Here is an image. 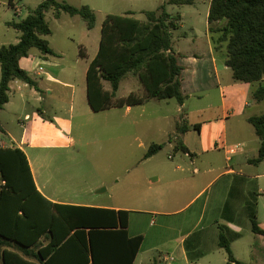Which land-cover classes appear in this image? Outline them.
<instances>
[{
    "label": "trees",
    "instance_id": "trees-1",
    "mask_svg": "<svg viewBox=\"0 0 264 264\" xmlns=\"http://www.w3.org/2000/svg\"><path fill=\"white\" fill-rule=\"evenodd\" d=\"M25 19L10 25L20 32V41L0 47V111L10 101V85L20 80L37 90L38 85L22 69L20 60L33 49L53 55L48 40L51 29L46 14L80 16L89 30L96 15L89 6L75 7L58 0H40ZM197 0H167V5H194ZM164 3V4H165ZM162 5L160 14L146 12L145 23L133 15H109L102 27L100 48L87 71V100L98 113L112 108L141 106L150 101L176 99L182 92L183 67L173 51V31L182 24L180 14L172 15ZM209 33L215 46H226V65L233 80L258 85L251 97L264 101V0H211ZM80 54L86 53L81 49ZM138 77L145 97L135 93L117 99L121 82L128 75ZM109 83L111 89L105 88ZM249 123L261 141L255 164L264 161V114ZM188 129L186 125L179 132ZM197 128V127H196ZM0 130L1 127H0ZM177 150L188 153L178 142ZM163 148L154 144L145 159ZM129 211L100 207L57 204L37 189L28 157L19 147L0 146V260L2 264H134L143 236L128 233ZM252 231L264 236L255 219ZM231 241L221 227L219 246L227 253L226 264H246L235 258Z\"/></svg>",
    "mask_w": 264,
    "mask_h": 264
},
{
    "label": "crops",
    "instance_id": "crops-1",
    "mask_svg": "<svg viewBox=\"0 0 264 264\" xmlns=\"http://www.w3.org/2000/svg\"><path fill=\"white\" fill-rule=\"evenodd\" d=\"M21 1L3 0L2 5L7 6L17 16H22L23 8L19 4ZM209 1L211 3V0ZM32 2L34 10L41 3L40 0H32ZM8 19L10 17L3 23L7 28L17 31L15 40L17 44L20 41V32L10 24L20 21ZM208 38L206 49L201 46L177 49L173 42V51L183 67L182 92L185 102L183 105L180 104V108L184 111L188 100L196 96L203 97L218 87L222 98L220 112L216 117L201 123L192 125L187 123L188 129L183 128V132L177 129L174 131L173 135H178L188 148L189 152L183 153L189 159L180 157V164L173 167L163 164L159 166L154 176L148 177L155 179L147 189L154 194L152 196L154 204L149 203V209L104 204L97 202L99 199H90L86 196L75 195V200L66 197L63 192L51 190L46 181L42 179L38 181L40 170L38 167H33L32 161L27 156L36 187L49 201L57 204L129 211V235L131 237L141 235L144 238L134 264H226L227 253L219 246L221 227L231 241V249L237 260L246 264H264V236L252 231L254 215L260 228L264 229L260 203L264 198V161L258 164L253 162L258 157L261 141L248 121L252 116L264 114V109L260 107L264 101L256 102L251 97L252 90L258 85L252 87L251 84L233 80L232 71L225 63L226 46L217 48L210 33ZM196 41L197 37L193 41L194 45ZM52 50L53 55L41 57L30 53L29 57L20 60L21 68L29 73L39 89L15 80L10 85L9 95L15 88L23 91L24 87H29L34 96H39L36 97L39 101H44L43 94L47 91L53 94V87L74 89V86L63 78L67 68L58 63L54 57H50L56 55V51ZM261 84L264 86V79ZM12 105L13 100L10 97L9 103L0 113ZM213 108V104H210L198 112L202 113ZM182 115L185 120L190 114L182 112ZM54 119L55 124L62 125L70 133L71 130L67 128L68 123L65 119L56 114ZM52 121L43 110L38 109V114L32 116L30 124H24L22 142L18 143L8 130V124L3 123L0 118L2 129L0 141L5 142V137H8L13 143L10 146L19 147L26 153L25 144L36 146L34 143L44 138L45 134L58 136L62 133L61 128H57ZM237 143H243L245 148L228 161L223 145ZM158 155L159 152L147 160H152ZM168 158L174 161L177 156L169 155ZM184 165L194 168L190 170L188 167L185 170L182 168ZM217 184L218 188L208 194ZM142 216L146 219L151 217V228L157 225L151 234L139 226ZM153 217L155 221L152 220ZM241 244H245L243 251L246 250V256L238 252L239 249L241 250ZM0 264H2L1 260Z\"/></svg>",
    "mask_w": 264,
    "mask_h": 264
},
{
    "label": "rangeland",
    "instance_id": "rangeland-1",
    "mask_svg": "<svg viewBox=\"0 0 264 264\" xmlns=\"http://www.w3.org/2000/svg\"><path fill=\"white\" fill-rule=\"evenodd\" d=\"M2 2L3 0H0V46L15 44L17 35V31L7 28L3 21L9 17L8 20L21 21L35 8L32 0H22L19 4L23 8V14L17 16L7 6H3ZM59 2L78 8L89 6L96 15V24L92 30L88 29L86 21L80 16L72 17L64 13L57 19L54 10H50L46 15L51 29V35L47 40L50 47L56 51V55L50 57H54L58 63L67 68L63 78L70 82L74 89L53 87V94L47 91L43 94L44 101H39L37 99L39 96H34L31 88L24 87L23 91L15 88L10 94L13 105L0 113L1 121L8 124V130L18 143H21L23 126L30 124L32 116L38 114V109L52 118L54 124L55 114L62 117L67 121L70 133L62 125L55 124L57 128H61L60 135L45 134L44 138L34 143L36 146H31L29 143L24 145L33 167H38L40 170L38 181L40 179L46 181L51 190L63 192L64 196L72 199L75 195H79L99 199L97 202L104 204L149 209L148 204H154L152 198L154 194L147 189L155 179L148 177L154 176L159 166L163 164L173 167L180 164V157L189 159L180 149L177 150L176 145L181 140L178 135H173L174 131L187 123L192 125L216 117L221 106L220 90L215 87L203 97L191 98L186 102L187 108L184 111L181 110L176 99H171L153 100L141 106L131 107L129 110L123 107L94 112L87 100L86 76L91 61L99 51L102 27L107 16L131 14L135 19L145 23L146 12L157 10L160 14V8L166 1L63 0ZM164 5L170 14L183 16L182 27L173 31L174 46L177 49L178 47L189 49L194 46L206 49L209 39L207 15L210 1L197 0L196 4L186 6L167 5V3ZM196 37L197 41L194 45L193 41ZM81 49L86 53L85 56L80 54ZM31 53L41 57L43 55L37 49H33ZM21 85L24 86L23 83ZM105 88L110 90V84L105 83ZM131 93L140 97L146 96L138 77L130 74L121 82L117 99L127 97ZM210 104L214 106L212 110L198 112ZM260 107L264 109V104ZM182 112H189L190 115L184 120ZM4 140L5 142L0 141V146L9 147L13 144L8 137ZM154 144L162 145V150L156 158L145 159V155ZM169 155L177 156V159L169 160ZM222 161L220 162L224 164V159ZM188 167L184 165L182 168L187 170ZM189 168L192 170L194 167ZM216 188L218 184L208 194ZM260 203L261 219H264V198ZM151 209L155 208L151 207ZM145 219L142 216L139 226L151 234L157 225L151 228V217ZM152 220L155 221V217ZM244 245L241 244V250L239 249L238 252L246 256V250L243 251Z\"/></svg>",
    "mask_w": 264,
    "mask_h": 264
},
{
    "label": "built area",
    "instance_id": "built-area-1",
    "mask_svg": "<svg viewBox=\"0 0 264 264\" xmlns=\"http://www.w3.org/2000/svg\"><path fill=\"white\" fill-rule=\"evenodd\" d=\"M3 147V146H1ZM245 148V145L243 143H237V144H224L223 149L226 151L227 159L230 161L231 157L237 155L238 153L242 152Z\"/></svg>",
    "mask_w": 264,
    "mask_h": 264
}]
</instances>
